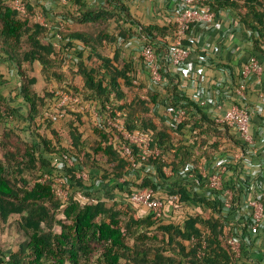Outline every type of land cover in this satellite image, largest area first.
<instances>
[{
    "label": "trees",
    "instance_id": "16d2710c",
    "mask_svg": "<svg viewBox=\"0 0 264 264\" xmlns=\"http://www.w3.org/2000/svg\"><path fill=\"white\" fill-rule=\"evenodd\" d=\"M72 2L78 16L73 14L72 5L64 7L61 14L56 13L64 26L76 22L99 25L101 30L92 37L84 32L57 29L63 41V50H58L48 27L32 21L36 6L31 0L26 2L28 14L24 17L6 0H0V51L17 68L20 96L28 107L25 131L31 135L30 140L24 142L18 131L9 128L0 140V147L12 148L0 156V221L7 223L11 217L20 216L18 225L26 237L18 251L6 254L0 250V264H231L235 258L223 238L227 222L223 193H212L202 182L198 160L202 155L214 159L221 152L220 143L209 144L206 137L210 133L229 136L236 152H241L242 145L227 131H222L223 126L208 119L175 84L165 88L164 93L157 91L152 102L162 104L169 98L178 105L182 100L186 101L190 116L177 131L190 125L205 137H200L202 146L193 150L177 142L168 126L154 122L146 100H139L137 94L129 100L127 90L134 89L132 81L136 65L130 58L122 57L119 49H115L112 56L103 51L107 45L116 46L118 37L129 39L138 35L147 43H162L158 47V52L162 53L164 45L173 41L177 27L143 25L122 0H106V5L97 7L85 5L83 0ZM208 3L214 8L234 9L251 32L254 55H264V0H209ZM111 21L117 24L118 33L111 34L106 30L105 25ZM79 44L82 51L77 53L79 62L70 68V78L62 71L66 64L64 52L68 53ZM36 66L60 87L66 84L68 90L99 102L104 109L109 105L113 115L120 113L129 131L153 132V146L160 149L162 157L151 163L157 167L159 177L144 174L141 178L136 174L132 181L120 183L119 179L135 168L116 149L112 134L99 127H93L97 139L92 145L79 127L71 124L73 145L72 148L64 147L56 122L45 119L44 113L51 108L55 95L39 92ZM77 78L83 82L81 88L74 82ZM6 84L0 73V127L9 119H15L17 113L1 92ZM164 94L169 97L163 98ZM47 132L52 137L49 138ZM62 152L82 157L86 164L99 171L94 177L101 176L100 186L95 185L94 179L90 184L77 180L72 183L74 191L89 189L86 195L96 196L97 203L82 205L72 196L64 207L51 184L39 182L44 172L51 168L49 156ZM165 167L173 168L177 180L191 167L196 181L186 177L174 186L161 188L162 180L171 184L170 177L163 172ZM27 171L28 179L25 177ZM38 172L39 179L32 182L33 174ZM140 179L139 186L136 180ZM137 185L178 194L182 202L198 209L183 223L164 222L151 213L140 216L131 204L125 202V209H121L118 203H109L105 198L127 193L125 190L129 193ZM60 213L62 218H58ZM200 250L202 255H199Z\"/></svg>",
    "mask_w": 264,
    "mask_h": 264
},
{
    "label": "built area",
    "instance_id": "2783aa9c",
    "mask_svg": "<svg viewBox=\"0 0 264 264\" xmlns=\"http://www.w3.org/2000/svg\"><path fill=\"white\" fill-rule=\"evenodd\" d=\"M54 1L63 5L72 2V0ZM208 1L169 0L172 4L171 14L177 30L173 41L168 45L163 44L164 52H158V47H161L162 43L150 44L137 35H133L129 39L118 37L115 48H120L124 57L129 56L128 58L136 65V75L132 81L136 91L141 92L144 86H147L148 89L154 90L156 93L157 91L164 93L165 88L177 84L180 92L187 95L196 106L200 108L213 107L215 109L213 121L235 133L236 140L242 145L241 152L232 151L229 153L230 157L218 158L217 156L209 170L201 168L202 182L212 193H223L222 199L226 212L224 216L227 219L223 238L235 258L231 264H238L245 250L247 256L260 255L262 263L257 264H264L263 251L255 244L259 236L264 233V183L259 180V175L253 168L252 162L258 154V148L252 133V116L247 107L246 93L248 79L260 77L263 73V66L256 56L249 57L242 66L238 85H234L233 88L226 87L229 82L226 79L214 80L218 89L225 88L223 95L226 98L231 97V93H233L234 102L229 107H225L224 103L208 94V88L203 83L207 79L205 69L210 65L207 53L209 49L211 50V45L205 43L200 46L199 44L202 39H206L208 34L214 33L218 27V12ZM11 6L23 17L27 16L26 1L12 0ZM47 7L51 9L50 5ZM32 18L35 23L49 27L42 13L36 12ZM60 24L64 26L62 20H60ZM235 28L240 30V22L236 23ZM49 30L50 36L56 41L57 49L63 50L62 37L57 28L55 30L50 27ZM79 51H82L80 44L68 53L64 52L66 64L68 62L77 64ZM52 93L55 98L52 108L44 113L45 119L58 122L68 115L74 116L76 120L78 116L88 115L92 128L99 127L112 134L111 140L116 149L130 163L131 167L135 168L127 176L121 177L120 183L136 178L138 172L141 178L144 174L159 177L157 167L151 163V161L162 157L160 149L153 146V132L129 131L124 125L120 113L113 115L109 105H106L104 109L99 102L87 100L82 95L74 94L71 91L57 90ZM140 97L150 104V113L153 117H157L158 109L166 108V113L163 114L166 118L159 116L158 120L164 119L163 122L161 121L162 124H166L173 132H178L180 125L187 119V102L184 100L178 105H174L172 100L167 98L169 96L164 94L162 97L167 98L166 102L155 104L151 98L145 95ZM263 109L264 107L259 105L255 111L261 112ZM76 123L78 122L76 121ZM93 132L95 135L93 138L97 139L94 129ZM72 145L73 141L69 140L65 147L72 148ZM49 157L51 168L44 172L39 182L50 183L56 198L64 207L72 196H75L82 205L98 202L96 196L86 195L89 189L74 191L72 187L73 180L90 184V181L94 179L96 186L101 185V176L93 177L85 167L82 157L75 156L71 152H62ZM165 160L163 157V161ZM190 170L191 167L181 176L193 179L194 175ZM163 172L167 177L174 176L172 167H165ZM194 180L196 181V178ZM137 182L138 180H136ZM161 188L155 190L152 187L137 188L135 186L129 193L125 190L127 193L121 194L119 198L122 199V202L131 204L140 216L151 213L164 222L183 223L187 216L196 213V208L182 202L180 195L166 193ZM258 188L262 190V193ZM257 190L258 192H256ZM231 214L235 215V219H231ZM202 254L203 251L200 250L199 255ZM184 264L193 263L186 262Z\"/></svg>",
    "mask_w": 264,
    "mask_h": 264
},
{
    "label": "crops",
    "instance_id": "0c3cea01",
    "mask_svg": "<svg viewBox=\"0 0 264 264\" xmlns=\"http://www.w3.org/2000/svg\"><path fill=\"white\" fill-rule=\"evenodd\" d=\"M31 1H33V3L35 4H39V8L42 11H47V12L52 11L54 13H58L57 11L59 7L56 6V4L59 3L57 1L54 0H31ZM83 2L85 3V5H88L90 7L106 5V0H83ZM122 2L126 4V6L130 9V12L133 15V17L136 18L143 25H157L161 27L164 26L167 28H170L171 26L176 27L171 14L172 4L169 2V0H122ZM74 4H75L74 2H71L68 5H64V7H70L72 5L74 8ZM48 5L51 6V9H48L47 7ZM215 9L218 12L217 30L214 33L208 34L206 39L204 40L202 39L199 44L200 46L204 45L205 43H209L211 45V50L209 49L207 53L210 60V65L207 66L205 69V75H206L205 77L207 79L204 80L203 85L208 88L207 91L211 97L216 98L218 101L224 103L225 107H229L234 102L233 93H231L232 95L231 97L226 98V96L223 95L225 88H223L222 90L218 89L214 84V80L226 79L227 81H229L226 87L229 86L233 88L234 85H238L240 81V72L242 66L248 60L249 57L256 56L260 61V63L262 64L263 66L262 75L260 77H251L250 79H248L246 83V93H247V107L248 110L251 112V116H252V133L255 137L256 146L258 148V154L254 157L252 163L254 166L253 167L254 170L257 171L259 175V180H261V182L264 183V109L261 112L255 111V108L259 105H262L264 107V55L262 56L254 55V49H253L252 41L250 39L251 33L245 28L244 23L241 21L240 17L238 16V13L234 9L220 8V7ZM59 16L57 20L60 23L61 17L59 18ZM239 22L241 28L240 30H237L235 28V25L236 23ZM113 49L115 50L116 48L112 47V50ZM120 51L122 57H124L125 55L123 51L122 50ZM195 57L196 54L194 55V58ZM0 73L7 81V84L5 86H2L1 92L4 95V97L7 98L10 106L16 109L17 111V113L15 114L16 115L15 119L12 120H15L17 122V120L21 119L23 127L28 126V124L25 123V116L28 114V107L26 106L25 102L20 96V89H19L20 79L17 75V68L15 64L11 60H9V58H7L5 54L1 53V51H0ZM144 78H143V82L145 83ZM80 84H82L83 86V82ZM65 85L64 87H67ZM200 109L203 111V114L208 119L213 121L212 118L215 112V109L213 107L200 108ZM165 113H166L165 107L158 109V111L156 112V116L158 118L153 117L154 122L159 124L161 121L163 122L164 119H162L161 121H159L158 119L159 116L161 118H166V116L163 115ZM188 115L190 116V114ZM76 121L78 123H76ZM71 124L77 125L79 127L80 132L84 134V137L86 139L91 140V138L95 136L91 124V119L88 115L78 116L77 120L74 116L68 115L63 120H60L55 123V125L60 128L61 135L64 136H66L67 134L69 135V140H72L70 135ZM221 130L227 131L231 137H234V139H236L235 133L232 132L231 130L225 129L224 127L221 128ZM47 135L49 138L52 137L50 132H47ZM172 135L175 137L177 142L190 146L192 150L202 146L203 142L201 141V138L202 139L205 138L203 135L199 134L197 128L195 129L190 125L185 126V128H183L180 132L179 131L173 132ZM30 136L31 135L29 134L28 131V140H30L31 138ZM206 138L208 139L209 144L213 142L220 143L221 152H219L216 155V157L218 156V158H224L226 156L228 157L230 155L229 154L230 152L235 151L233 149V144H231L230 141L231 139L229 138V136L226 135L221 136L219 134L210 133ZM66 143L67 141L62 139V145L64 147L66 146ZM214 159L213 158L209 159L204 155H202L201 157H199L198 162L202 169L205 168L209 170L214 162ZM137 174L140 175L139 172ZM132 179L130 180L132 181ZM170 179L171 180L169 181V183H171L172 185L167 184V182L163 180L160 182L163 184V188L165 186L166 188L167 186L169 187L174 186L175 183L179 181L175 176L170 177ZM256 192H258V190ZM259 192L262 193V190L259 189ZM195 208L198 209V207ZM230 217L232 220L235 219L234 214H231ZM255 244L256 247L260 248L263 251V257H264V233H262L259 236ZM244 252L245 253L243 257L239 260L238 264H257L261 262L262 259L260 255L247 256L246 250Z\"/></svg>",
    "mask_w": 264,
    "mask_h": 264
},
{
    "label": "rangeland",
    "instance_id": "374dc122",
    "mask_svg": "<svg viewBox=\"0 0 264 264\" xmlns=\"http://www.w3.org/2000/svg\"><path fill=\"white\" fill-rule=\"evenodd\" d=\"M9 4L12 3V0H6ZM26 2H28V0H24ZM33 2V1H32ZM35 4V3H34ZM36 8L33 11V13H42V16L44 17L45 21L47 22V24L49 25L48 29L51 27H56L57 29L60 30H68V31H77V32H84L86 34H88L89 36H94L97 35L99 30H101V27L99 25H89V24H79V23H73L71 25H69V27L66 26H62L58 20H57V14L54 12H50V11H44L42 12V10L39 8V5L35 4ZM56 6L59 7L58 9V13L61 12L65 9L64 5L59 3L56 4ZM73 14H75L76 16H78L77 11H76V6H74L73 9ZM32 21L34 22V19H32ZM106 30L108 29V31L111 34H115L118 33L119 29L117 27V24L114 23L113 21H111L109 23V25H105ZM50 32V30H49ZM115 47V46H114ZM113 47V48H114ZM104 54L108 55V56H112L114 49L112 50V48L107 45L104 49ZM73 67L72 64L70 62H68L67 64H64L62 66V71L65 73V75L67 77L71 76V71L70 68ZM8 72V70H7ZM35 75L38 76L39 79V84H38V90L41 94H44L45 92H49L52 93V91H71L72 93L76 94L74 91L72 90H67V87H64L63 85H61V87L59 86L58 83H56L55 81H50L46 78V76L42 73L41 71V67L36 66V72ZM71 78V77H70ZM76 86H79V88L82 87V80L80 78H77L74 80ZM127 90V89H126ZM128 93V98L129 100H131L132 98L135 97V95L137 94L139 97V100H142L140 98V96L145 95L149 98H153L154 95H156L157 93L154 90H150L148 89L147 86H144V89L141 90V92H138L135 90V88L130 92V90H127ZM50 107L52 108V105H50ZM22 120H17V122L15 120L9 119V121L7 123H4V125L2 127H0V140H3V133L5 132L6 129L9 128H14L16 129V131L19 132L22 141L24 142H28V134L27 131H25L27 129V126L23 127L22 125ZM63 140H66L69 142V135L67 134L66 136L62 135L61 136ZM96 138H91V140L89 139L90 144L94 145ZM16 144H18L19 146H22L20 143H18L17 141H15ZM8 150H12V148H3L2 146L0 147V156H3L4 153H6ZM14 152V151H12ZM50 155V154H49ZM84 161V165L87 168L88 171H90V174L94 177V175H96V172H99L98 170H96V168L94 166H91L89 164H86V161ZM102 169V168H101ZM104 170V169H103ZM106 171V169H105ZM25 177L28 179V171L25 173ZM33 178L31 179L32 182H35L36 180L39 179V172L38 173H34ZM143 177V176H142ZM141 179L138 180V182L136 184H138L139 186L141 185ZM137 185V188L139 187ZM119 196H121V194H114V198H109L108 195L105 196L106 200L109 203H118L119 208L121 209H125V203L121 202L122 200L119 198ZM108 197V199H107ZM116 200V201H115ZM62 214L60 213L58 215V218H62ZM20 220V216H13L9 219V221L7 223H2L0 221V250L5 252L6 254H9L11 252H16L19 250V246L22 243H25L26 237L24 236V234L22 233V231L19 228L18 222Z\"/></svg>",
    "mask_w": 264,
    "mask_h": 264
}]
</instances>
